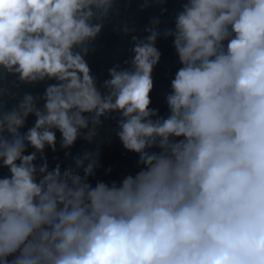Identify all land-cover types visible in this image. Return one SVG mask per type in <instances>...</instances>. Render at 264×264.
<instances>
[{
    "label": "clouds",
    "instance_id": "clouds-1",
    "mask_svg": "<svg viewBox=\"0 0 264 264\" xmlns=\"http://www.w3.org/2000/svg\"><path fill=\"white\" fill-rule=\"evenodd\" d=\"M133 2L159 10L140 32ZM167 3L0 0V264H264V0H180L162 27ZM108 27L127 55L98 74Z\"/></svg>",
    "mask_w": 264,
    "mask_h": 264
},
{
    "label": "trees",
    "instance_id": "trees-1",
    "mask_svg": "<svg viewBox=\"0 0 264 264\" xmlns=\"http://www.w3.org/2000/svg\"><path fill=\"white\" fill-rule=\"evenodd\" d=\"M180 0H168L167 8L168 13L162 17V27L171 26L172 16L179 9ZM121 16L120 19H126L130 23L134 22L137 31L140 32L148 20L152 16L159 15L158 9H148L144 12L136 11V3L133 2L131 8L124 14L123 4L120 6ZM100 43L102 44L101 50L90 59L93 71L96 73H106L107 67L113 62H118L124 59L127 55L128 40L111 32V27L106 28L105 33L100 37ZM157 46L162 52V58L159 65L154 70V90L152 95L153 107H160L163 112V98L162 93L168 89L169 81L172 74L175 71L176 58L174 50L171 48V42L160 41ZM103 127H111L106 124ZM94 145H89L84 142H78L75 148L72 150L73 155L79 154L85 150H92ZM62 159V154H61ZM136 157L131 153H124L119 143L115 144L113 151L110 154L103 156L102 161L105 168L112 167L113 174L112 179H119L122 174L127 172H134ZM101 178L102 174H101Z\"/></svg>",
    "mask_w": 264,
    "mask_h": 264
},
{
    "label": "rangeland",
    "instance_id": "rangeland-1",
    "mask_svg": "<svg viewBox=\"0 0 264 264\" xmlns=\"http://www.w3.org/2000/svg\"><path fill=\"white\" fill-rule=\"evenodd\" d=\"M110 128H111V127H102V128L100 129V136H101V138H103V137H105V136L107 135V133H108V131H109ZM116 143H117V142L114 141L113 144H112V146H111L110 148H105V150H104L103 153H102V158H103V156H105L106 154H109V153H111V152L113 151V149H114Z\"/></svg>",
    "mask_w": 264,
    "mask_h": 264
}]
</instances>
